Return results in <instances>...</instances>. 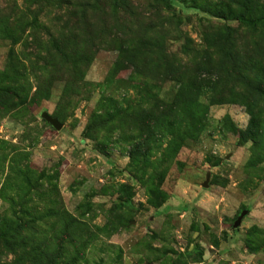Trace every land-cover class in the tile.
Returning <instances> with one entry per match:
<instances>
[{
    "label": "rangeland",
    "instance_id": "rangeland-1",
    "mask_svg": "<svg viewBox=\"0 0 264 264\" xmlns=\"http://www.w3.org/2000/svg\"><path fill=\"white\" fill-rule=\"evenodd\" d=\"M87 1L0 0V73L11 51L16 67L25 68L18 81L9 75L23 103L0 105V228L21 229L9 241L15 255L0 241V264H30L29 254L55 251L64 235L60 264H264V149L256 151L244 136L246 109L234 101L210 105L202 130L176 155L168 150L171 137L161 136L163 125L145 135L149 149H139L141 163L131 162L141 135L124 116L108 118L117 110L114 102L123 101V109L148 107L154 98L169 102L178 84L154 77L153 68L138 75L117 62L107 39H88L84 22L78 25ZM124 1L129 13L115 18L108 8L105 21L120 31L133 24L131 39L145 34L158 40L173 61L190 67L197 52H212L230 39L244 51L255 47L264 63L261 30L202 11L246 15L254 2L253 9L264 12V0H246L238 9L237 0H174L171 7ZM35 39L69 43L82 66H62L56 55L43 67L44 54L25 48ZM88 41L102 47L86 66ZM202 77L200 103L227 97L219 75Z\"/></svg>",
    "mask_w": 264,
    "mask_h": 264
},
{
    "label": "trees",
    "instance_id": "trees-1",
    "mask_svg": "<svg viewBox=\"0 0 264 264\" xmlns=\"http://www.w3.org/2000/svg\"><path fill=\"white\" fill-rule=\"evenodd\" d=\"M155 1L165 3L168 7H171L174 3V0ZM242 2H246V0H237L234 4L236 9L239 8V4ZM129 6L124 0H88L85 6H81L86 11L80 13L79 16L83 20L79 21L78 25L84 22V27L88 28V39L96 37L100 42L101 39H107L110 43L108 47H112L119 53L117 62L121 64L127 62L129 64L127 67L133 69L138 75L150 74V68H153L155 70L154 77H161L162 80H173L178 84L177 91L169 102L154 98L152 101H148L152 102L148 107L143 105L127 107L126 109H123V101L114 102L113 106L117 110L116 112L112 110L108 114V118L113 120L116 117L120 116L121 118V116H124L121 119H128L131 126L132 123H136L135 127L141 135V141L132 146L133 149L129 154L130 161L141 163V160L139 161L136 158L141 159L144 151L139 149L144 147L145 144V150H148L149 146L147 143L149 142L150 134L159 132L160 127L163 125H165V128H162L163 134L161 136L168 135L171 137L168 150H173L174 155H176L186 139L194 138L202 130L210 105L233 101L244 107L249 115L244 136L252 141L253 148L256 151L257 149H264V63L257 60L255 47H250L244 51L243 46H236L234 41L228 39L217 46L216 50L213 49L212 52L208 49L197 52V54L193 55L195 63L188 67L186 62L183 63L181 59H174V61L169 59L162 47V43L154 40V38L145 37L144 34L135 40L131 39L130 37L133 36H131L133 24L129 23L125 28L126 31H120L116 25H110L105 21L108 8L112 12V16L116 18L121 12L129 13ZM253 6L254 2L251 3V8H249V12L246 15L238 12L234 14H219L203 8L202 11H209L212 15L223 19H233L252 31L261 30L264 33V12L253 9ZM3 11L0 10L1 33L5 29L3 25L5 20L2 19ZM228 11L230 10L228 9ZM135 17L138 18V16ZM1 26H3V29ZM75 30L77 31L78 28ZM21 31H24V29H21ZM226 31L229 33L231 29L226 27ZM117 33H120V35H117ZM70 34L75 36L73 29ZM16 41L15 43H17ZM59 45L58 43H42L39 39H35L33 43H26L25 48L32 46V51L37 56L39 53L44 54L43 57L39 58L43 67H51V65H48L50 64L48 58L51 60L56 55L62 66L70 65L74 70L79 65L82 66V56L77 55L74 60L69 53V50H71L69 43L65 42L61 46ZM100 47L102 46L98 45L96 47L94 41H88L86 66H89L95 50ZM261 51L264 53V49ZM15 58L16 56L11 51L8 54V63L0 73V105L12 106V108L19 106L23 101L16 90L18 84L10 82L9 75L13 74L18 81L25 74L24 65H17L16 67ZM244 58L248 60H244ZM162 67L163 69H161ZM209 72L216 73L221 77L223 81L221 87L227 89L224 93L228 95L227 97L219 96L220 98L216 100L211 96L209 104L206 105L200 103L199 98L206 80L202 75ZM224 85H228V88ZM216 88L211 87L212 92ZM141 91L143 93V90ZM15 101L18 102L15 103ZM160 119H163V121L161 122ZM92 128H94L93 123L88 125V132ZM145 135H149V137ZM147 161L148 159L145 157L144 164ZM190 211L194 213L192 208H190ZM20 231L21 229L5 230L0 228V241L5 247L10 248V253L14 255L17 250L9 241L17 236ZM66 238L64 235L58 240V246L55 251L45 249L38 254H29L31 258L30 264H60L65 253L64 244Z\"/></svg>",
    "mask_w": 264,
    "mask_h": 264
},
{
    "label": "water",
    "instance_id": "water-1",
    "mask_svg": "<svg viewBox=\"0 0 264 264\" xmlns=\"http://www.w3.org/2000/svg\"><path fill=\"white\" fill-rule=\"evenodd\" d=\"M44 118H45V120L50 124V125H52L55 129H59L60 128V124L57 122V120L55 119V118H51V117H49V116H44ZM245 213H246V211H242L241 213H240V215L237 217V219L235 220V222H234V224H233V227L234 228H236L239 224H240V222H241V220H242V218L244 217V215H245Z\"/></svg>",
    "mask_w": 264,
    "mask_h": 264
}]
</instances>
